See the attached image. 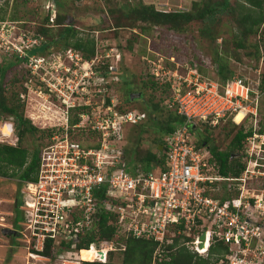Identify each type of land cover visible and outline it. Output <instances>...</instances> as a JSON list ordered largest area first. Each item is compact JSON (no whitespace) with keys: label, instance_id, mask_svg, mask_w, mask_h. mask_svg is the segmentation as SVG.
<instances>
[{"label":"built area","instance_id":"obj_1","mask_svg":"<svg viewBox=\"0 0 264 264\" xmlns=\"http://www.w3.org/2000/svg\"><path fill=\"white\" fill-rule=\"evenodd\" d=\"M45 3L46 10H51V2L45 0ZM53 18L51 12L50 20ZM22 24L21 21H0V53L24 59L29 77L26 91L19 94L20 101L33 94L37 96L34 108L38 114L31 117L44 124L49 122V126L43 127L52 131L39 153L36 180L21 182L19 210L26 220L7 226L17 239L26 243L30 253L31 247L42 251L46 239L50 238L55 260L66 261L73 255L81 261L82 250L74 249L78 233L90 227V215L101 207L116 214V232L111 240L90 244L89 249L97 252L93 259L106 261L109 251L124 249V244L116 247L121 234L152 239L158 243V250L180 232L190 236L200 219V227L206 225V229L183 242L191 250L205 253L215 241V235L230 247L231 253L224 256L226 264H264V154H261L264 153V127L262 132L257 131V102L263 93L259 86L254 89L241 77L222 83L203 77L188 64L180 69L178 64L175 68L145 58L148 74L159 85L168 86L164 106L183 120L164 135L161 163L150 169L135 162L131 166L122 144L123 130L140 123L145 113L134 108L121 111L110 97L106 103L108 81L104 75L98 77L103 83L93 88V98L101 99L84 97V100L82 94L89 90L88 72L79 75L72 66H63L58 72L59 67L49 61V56L32 53V49L42 45L44 37ZM69 52L71 58L82 59L80 53ZM102 57L109 54L84 60L90 68ZM113 68L109 64L107 73L112 74ZM111 79L117 81L119 75L113 74ZM77 107L89 109L80 112ZM239 113L242 116L237 121ZM73 118L77 121L72 122ZM228 119L236 124L250 119L253 132L245 138L243 171L238 176L225 177L211 173L214 165L210 163L207 144L198 145V140L191 141V135L200 134V141L206 127H216ZM9 126V133L0 127V144L15 145L11 135L13 127L10 123ZM215 182L236 195L221 202L207 194L215 188ZM95 189L103 191L105 199L97 198ZM202 233L204 242L200 246ZM64 242L71 243L70 248L62 246Z\"/></svg>","mask_w":264,"mask_h":264},{"label":"trees","instance_id":"obj_2","mask_svg":"<svg viewBox=\"0 0 264 264\" xmlns=\"http://www.w3.org/2000/svg\"><path fill=\"white\" fill-rule=\"evenodd\" d=\"M19 0H12V7H16ZM27 0H20L21 2H26ZM56 6L55 23L50 24V11L47 10L44 16L45 23L36 25L33 32L40 34L44 37L42 45L38 48L32 49V53H41L48 55L50 48L57 49L62 43V48L65 50H73L75 52L81 53L85 60H90L94 56L98 55L96 53L97 47L96 42L93 38L87 36L77 35L79 26L73 24L69 18L65 19L64 16L60 15L59 11L64 5V0H53ZM8 1L5 2L7 4ZM239 7V14L235 18L237 25V30H219L217 31V25L220 20V16L227 12L229 7L228 0H219L213 2L205 3L201 8H197L195 11H181V10H158L153 4H143L140 3V7L129 6L124 4V7H119L114 10L109 9L106 14L108 16L106 22L107 24H112L113 28L124 27L126 24L132 26L133 20L149 23L147 27H141L144 31L150 27H155L161 25L167 30H172L174 32L184 31L185 26L189 25L192 21H202L203 26L201 31L203 35L213 42L212 55L209 56L207 63L203 60L197 58H191L187 60V64L195 68L203 77H209L212 73L214 79L220 82H225L227 79H232L240 77L236 72L237 64L241 63V57L238 55L237 50L242 49L246 46L245 38L248 34L255 33L258 26L264 21V0H242L240 3H236ZM3 7V6H1ZM2 10V9H1ZM229 12V11H228ZM66 15V14H64ZM110 15V17H109ZM5 13L0 12V21L5 20ZM12 21H16L15 16H10ZM100 23H105L104 20H100ZM50 24V25H49ZM53 26H57L56 32H50ZM214 27V28H213ZM82 28V27H81ZM213 28V29H211ZM92 29L91 31H93ZM220 40V43H217ZM61 47V46H60ZM104 50L109 49V45L103 46ZM258 48V47H257ZM255 49L254 54L259 57V48ZM261 57L264 58V53ZM107 57H102L95 68L102 69L103 73L108 71V59ZM147 58V57H145ZM118 63L121 60V55L118 53L115 57ZM155 59V58H154ZM23 58H18L17 56L1 52L0 53V120L3 123L11 124L13 127L12 137L15 138V145L10 143L0 144V177L3 178H16L18 185L12 202V207L16 211L19 209L21 204V195L19 193L21 182L23 181H34L36 180V170L39 163V153L42 146L46 143L47 136L52 132L48 127L40 128V124L32 122L31 112L29 114L25 113L23 102L20 101L18 94L21 91H26L25 84L27 83L29 72L26 67L22 66L20 70H16L17 64H23ZM168 66H173L170 63H165ZM212 68V69H211ZM11 70L13 74L8 79L6 78L7 72ZM213 78V77H211ZM150 76L144 81L143 86H150L155 89L156 81L152 80ZM150 80V81H149ZM7 86V87H6ZM9 86V87H8ZM164 88H168L166 84L162 85ZM259 90L264 93V71L261 73L259 80ZM10 91V95H4L5 90ZM128 92L125 97V102L131 103L130 93ZM109 98L106 96V103L109 102ZM165 98L163 97V101ZM157 105L155 104L154 107ZM148 108V107H147ZM88 107H77V111H87ZM130 109L129 107H123L120 110L126 111ZM145 109V108H144ZM138 111L143 112V109ZM259 111V108H258ZM173 113L167 116V119L163 124L160 125L161 132L164 135L172 132L175 127L180 124L183 120L182 116ZM2 116H6L7 120H3ZM37 120V119H36ZM259 120V119H258ZM38 121V120H37ZM77 121L76 118L72 119V122ZM244 122V121H243ZM233 124L230 119L225 121L223 124H219L216 127H206L204 135L198 145L206 143L208 150L210 152V163L214 165L218 174L222 176H238L241 174L245 167V153H244V142L245 138L252 134V124L250 126H244L242 123ZM260 122V121H259ZM137 125V124H135ZM134 125V126H135ZM230 125V126H229ZM40 126V127H39ZM218 129V132L223 131V136L229 138L226 148L224 150L220 149V144L215 140L212 132ZM258 132H262V123L257 129ZM29 133L35 135L37 133L38 139L43 140V144H38L34 147L32 151H29L26 147L22 146V140L24 136ZM200 135V134H198ZM163 137L159 136L157 142V152L147 151L142 156L138 157L137 149L133 148L129 157V164L134 166V162L142 166L144 169H150L151 166L159 164L163 159V152L160 148L163 143ZM223 139V137H222ZM225 139V138H224ZM226 140V139H225ZM214 187L218 188L217 182H215ZM224 191L221 194L212 193L215 188L208 190L207 194H210L214 198H218L221 202L230 198L231 195H236L234 191H226L225 185H223ZM95 196L99 199H105L103 191L100 189H95ZM92 222L90 227L86 230L78 233V240L74 244L75 251L82 252L92 251L94 248L88 249L90 244L95 242L99 243L102 240H111L116 232L115 218L116 214L108 208H98L93 214L90 215ZM201 220L197 219V228L193 230V235L191 237L180 232L179 234L171 237V243H164L157 250V242L152 239L145 238H134L130 236L120 235L116 244H124V249H115L109 251L107 254L106 261L101 260H91L83 259L80 264H226L227 260L224 259L225 254L231 253L230 247L223 240H218L214 235L210 245L207 247L205 253H197L191 250L183 242L190 241L194 238L195 234L202 232L206 229L200 227ZM176 228V227H174ZM177 228H181L178 226ZM123 242V243H122ZM65 248H70L71 243H62L61 245ZM60 245V246H61ZM52 239L47 238L45 241L44 249L42 251H36L32 247L31 252L40 256L53 258L55 255L51 249ZM119 246H116L120 248ZM86 249V250H85ZM61 250V247H60ZM120 250L122 254L121 262L117 263L111 260L113 252ZM81 256V255H80ZM92 256H94L92 254ZM82 259V258H81Z\"/></svg>","mask_w":264,"mask_h":264},{"label":"rangeland","instance_id":"obj_3","mask_svg":"<svg viewBox=\"0 0 264 264\" xmlns=\"http://www.w3.org/2000/svg\"><path fill=\"white\" fill-rule=\"evenodd\" d=\"M6 1H8L7 4H5ZM49 1L51 2V0ZM213 1L219 0H64V5L59 11L60 15L64 16L65 19L68 17L73 24L80 27L77 35L84 37L89 35L90 38H93L96 42V53L102 55L108 53L109 57L106 58L108 59V64H111L114 68L112 74H108L107 72L103 73L102 69L95 68V65L100 63L102 59L100 62H97L96 60L89 68L83 57L80 60H76L74 57L71 58L69 56L71 52L68 53V50L62 48V43L60 44L61 47L57 46V49L50 48L47 50V52H49L47 56L50 57L49 61H51V63L57 68L59 67L58 72H60V68L63 66L77 68V73L79 75L80 73L82 75L86 71L88 72L87 77L89 78H87L86 85L89 90L88 93L82 94L83 99L84 97L85 99L88 97L92 100L101 99V97L93 98V91L95 90L93 88L95 84L98 85L99 83H103L98 80V77L104 75L106 81H108L107 86L105 85L108 89L107 97L114 100L116 104L118 103L119 109L123 107L134 108L136 110L143 109L145 113L143 120L135 126L128 125L123 130L125 139L122 140V144L127 156L131 154L133 148L137 149L138 157L142 156L147 151L157 152L156 145L159 143L157 140L159 136L163 137L160 125L165 122L169 114L173 113L172 110H169L164 106L165 100L163 101V97L166 99L169 95L168 88H164L153 79L152 80L156 85H158L155 89L148 85L143 86L147 77H150L148 74V61L145 57H148L149 60H154L155 62L159 60V62L170 63L175 68H178V66H176L178 64L179 68L182 69V67L188 63L187 60L191 58H197L207 63L209 56L212 55L213 42L210 40L211 38L203 35L201 31V27L203 26L202 21H192L189 25L185 26L186 28L184 31L179 32L167 30L161 25L150 27L149 29L142 31L141 27H147L146 25H149V23L134 19V24L132 26L126 24L124 27L113 28L112 24H107L108 22H106V20L108 16L106 17V14L109 12L110 8L116 10L119 7H124V4H128L130 7H140L141 2L143 4H153L158 10H183L193 12L197 8H201L205 3ZM240 2H242V0H228L229 7L227 8V12L220 16V20L216 26L217 31L218 29L221 31L228 29L232 30V32L237 30L238 27L235 18L239 14V7L236 3ZM12 5H14L12 4V0H0V12L2 11L5 13L4 19H11L10 16L13 15L17 18L15 19L16 21H21L24 27L32 30H34L36 25L38 26L45 23L43 19L47 11L45 0H27L26 2L21 3L19 0L17 5H15L16 7H12ZM56 10L55 6L53 11L54 15H56ZM104 17L105 23L102 24L100 23V20H104ZM49 21L50 24L54 25L55 16L52 21L50 19ZM53 27L54 28H52L50 32L54 33L57 30V26ZM92 29L94 30L91 31ZM244 41L246 46L237 50L242 62L237 64L236 72L241 78L245 79L246 82L250 83L254 89H257L259 85L257 82L260 80V75L264 71V58L261 57L263 55L262 53H264V21L258 26L255 33L248 34ZM217 43H220V40H217ZM106 45H109L110 48L104 50L103 46ZM257 47L259 48V57L253 53ZM71 51L75 52L73 50ZM118 53L121 55V60L117 63L115 57ZM75 62H77L76 65L74 64ZM22 66L24 67L22 63L17 64L15 69L20 70ZM12 74L13 72L9 70L6 74V78L8 79ZM113 74L119 75L117 81L111 79ZM209 77L214 78L212 73ZM11 89L12 90L3 91L4 95L9 96V92L14 91L13 88ZM130 91L140 93V97H133L131 100L132 102L127 103L125 102V97ZM80 96L81 95L78 96V99H80ZM23 100L25 113L29 114L31 112V115L36 116L38 110L34 108V103L35 100H37V96L33 94L31 95V98H24ZM155 104L157 105L156 107H154ZM257 105L259 107L258 122L260 121L262 123L263 129L264 93L260 94L258 97ZM241 116L242 113L236 117L237 121L241 119ZM2 117L3 120H7L6 116ZM44 117L45 116H42L41 119L44 120ZM36 119H32V122L37 125L40 124V128H43L45 125H50L49 122L44 124L43 121H37ZM231 122L236 125L235 122ZM242 125L246 127L250 126L251 120L245 119ZM212 135L218 143L222 140L220 149L224 150L229 138H226L227 136L224 137L223 131L218 132V129L215 130V132L213 131ZM37 137V133L35 135L27 133L24 136L21 145L26 147L29 151H32L35 146L40 143L43 144L44 142V139L39 140ZM199 139L200 137L198 134L194 133L191 135V141H199ZM204 150H206V148ZM261 154L264 153L261 152ZM214 170L217 169L215 168ZM211 173H215L213 169L211 170ZM17 185L18 181L15 177H0V231L1 228H7L8 225H16L17 222H24V220H26L22 211L19 209L16 211V209L14 210L12 207V201L14 199ZM217 185L218 188L215 187L214 191L211 190V192L218 194L223 193V184L217 182ZM10 212H12V216L10 215ZM192 235L193 234L191 233L189 237ZM4 239L12 243V237L8 239V237H4L0 232L1 250H4ZM16 241L17 243L23 244L25 252L18 251L16 253L17 256L8 259L4 258L0 261V264H45L44 262L46 261L48 263V260L41 256L37 255L36 258L28 256L26 243L19 239ZM20 246L22 247V245ZM96 253L97 252L93 249L92 251L82 252L80 257L82 259H91L94 257L92 254L95 255ZM0 255H2V253H0ZM121 259V251H114L111 260L119 263L121 262ZM51 262H55L56 264H80V259L71 255L66 261H62V259L55 260L52 258Z\"/></svg>","mask_w":264,"mask_h":264},{"label":"crops","instance_id":"obj_4","mask_svg":"<svg viewBox=\"0 0 264 264\" xmlns=\"http://www.w3.org/2000/svg\"><path fill=\"white\" fill-rule=\"evenodd\" d=\"M4 229V228H3ZM1 234L4 236V237H8V239L9 238H11L12 237V243L11 242H9V241H7L6 239H4L5 240V246L3 247V249L4 250H1V248H0V253H2V255H0L1 257H0V261L1 260H3L4 258L5 259H8V258H13V257H15V256H17V252L19 251H24L25 252V247L23 246V244H20V243H17V236H15V235H13V233H9V234H4V233H2V228H1ZM20 245H22V247L20 246ZM5 256V257H4ZM28 256H30V257H33V258H36L37 257V254L35 255V254H33V253H30L29 251H28ZM38 256H40V255H38ZM42 258H44L43 256H41ZM45 264H48L47 263V261L46 262H44Z\"/></svg>","mask_w":264,"mask_h":264},{"label":"water","instance_id":"obj_5","mask_svg":"<svg viewBox=\"0 0 264 264\" xmlns=\"http://www.w3.org/2000/svg\"><path fill=\"white\" fill-rule=\"evenodd\" d=\"M54 8H55V4L53 3V10H54ZM133 97L134 98H138V97H140V93H135V92H132V93H130V99L132 100L133 99ZM2 233H4V234H9V233H12V231L10 230V229H8V228H4V229H2ZM199 239H200V246H203V242H204V233H202L201 235H200V237H199Z\"/></svg>","mask_w":264,"mask_h":264},{"label":"bare ground","instance_id":"obj_6","mask_svg":"<svg viewBox=\"0 0 264 264\" xmlns=\"http://www.w3.org/2000/svg\"><path fill=\"white\" fill-rule=\"evenodd\" d=\"M240 115V114H239ZM239 115H237V116H239ZM0 127H1V129H2V131H4V132H8L9 133V131H10V126H9V124H7V123H2L1 125H0ZM100 254L102 255L103 253L102 252H100Z\"/></svg>","mask_w":264,"mask_h":264},{"label":"clouds","instance_id":"obj_7","mask_svg":"<svg viewBox=\"0 0 264 264\" xmlns=\"http://www.w3.org/2000/svg\"><path fill=\"white\" fill-rule=\"evenodd\" d=\"M53 3H54L53 0H51L52 8H53ZM48 10H49V9H48ZM49 11H50V15H51V12L54 14V12H53L54 10H53V9H51V10H49ZM54 16H55V15H54ZM260 76H261V75H260ZM160 148H161V146H160ZM88 249H89V248H88ZM85 250H86V249H85ZM43 257H44V256H43ZM44 258H47V257H44ZM53 258H54V257H53ZM51 259H52V258L48 259V264H56L55 262L52 263V262H51ZM54 259H55V258H54ZM82 260H83V259H82ZM93 260H97V259H93Z\"/></svg>","mask_w":264,"mask_h":264}]
</instances>
